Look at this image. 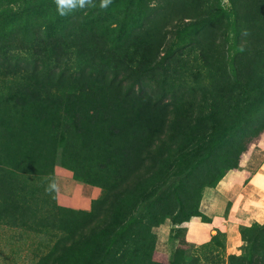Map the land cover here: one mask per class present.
<instances>
[{
  "label": "trees",
  "instance_id": "1",
  "mask_svg": "<svg viewBox=\"0 0 264 264\" xmlns=\"http://www.w3.org/2000/svg\"><path fill=\"white\" fill-rule=\"evenodd\" d=\"M244 2L230 0L228 15L243 16ZM177 18V27H194L192 18ZM223 21L218 18L217 32ZM226 22L224 32L230 28L231 37L223 47L216 43L215 55L218 72L228 81L206 92L205 115L199 111L189 117L177 115L174 99L164 102L141 84L142 77L165 67L170 49L162 56L155 51L139 54L136 47L124 44L117 48L119 53L97 51L93 49L98 41L90 40L87 62L99 67L87 68L81 58H75L73 67L69 50L63 48L68 38H49L45 44L36 35L30 40L0 35V223L40 233L47 219L39 208L54 216L69 209L56 201L44 203L47 178H54L58 161L77 164L91 157L100 170L116 175L125 167L127 174L112 182H84L103 190L93 204L114 197L109 220L88 231L83 225L74 233L60 229L47 251L27 264H199L200 251H216L211 264H264V222L256 221L251 232L240 230L241 254L226 258L215 250L218 233L196 246L186 239L185 227L180 248L191 254L178 257L173 252L167 263L151 255L156 229L167 219L176 225L194 216L205 219L199 208L204 189L237 169L241 155L264 133V36L243 34L244 21H233L232 26L229 17ZM159 86V91H167L163 83ZM173 88V94L191 93L200 85L178 83ZM253 123L258 128L249 133ZM168 169L176 178H190L179 184L183 196L173 197L166 189ZM33 199L41 200L38 209ZM173 230L169 239L177 232ZM136 234L140 246L133 250Z\"/></svg>",
  "mask_w": 264,
  "mask_h": 264
},
{
  "label": "rangeland",
  "instance_id": "2",
  "mask_svg": "<svg viewBox=\"0 0 264 264\" xmlns=\"http://www.w3.org/2000/svg\"><path fill=\"white\" fill-rule=\"evenodd\" d=\"M95 2L97 5L99 4V0H95ZM229 5L230 0H228V4H223V0H113L107 9L87 8L62 17L56 10L55 0H0V35L14 34V37L11 36L12 38H25L26 40H30L36 35L40 41H45V44L50 42L49 38H68L69 42L63 45V48L66 52L69 50L73 67L75 58L76 60L81 58V62L84 61L82 65L87 68L89 66L99 67L98 64L87 62V56L92 48L90 40L98 41L99 46L97 49H93L97 51L109 48L115 49L119 53L117 48L124 44L136 47L139 54L155 51L162 56L166 48L170 49L172 57L166 59L165 67L159 66L152 75L148 74L142 77L141 84L144 91L152 93L155 97L162 96L164 102L174 99L173 101L177 105L175 111L180 117L197 115L199 111L205 115L206 103L203 99L207 98L208 104V93L206 92L228 81L226 75H221L218 72V58L215 55L218 48L216 43H221V47H223L226 37L229 39L231 37L229 25L228 31L224 32L228 18L230 17L231 25L233 21L246 22L241 30L243 34L264 36V0H246L244 2L246 7L241 10L243 16L239 14V19L235 15H228ZM172 10L175 13L170 14L169 12ZM178 13H181L180 16L184 19L192 18L194 27L189 29L177 27V17H180L177 15ZM144 14L147 16L146 19L141 17ZM218 18H224V21L219 25L217 32ZM259 24H262V27ZM27 29H30L28 33ZM22 32H26L24 36H21ZM129 48L131 50L132 47ZM60 51L62 50L60 49ZM81 53H85V55ZM160 83L165 85L166 92L158 90ZM176 83L194 84L198 88L200 85V90L196 89L191 93L180 90L177 94H173L175 90L173 86L177 85ZM137 87L138 85L135 84L136 89ZM176 90H179V87H176ZM257 128L258 123H253L248 132H255ZM135 140L136 138L132 139L133 144ZM242 156L243 154L240 160ZM80 159L77 164V161L69 163V159H67L66 165L60 161L57 162L54 166V178L58 186L64 182L65 173L57 174L56 167L62 171L72 172L73 178L78 182L94 184H99V180L112 182L127 175L125 167L114 175L110 171L97 168L96 160L91 157ZM165 176L166 189L172 193V196L174 197L176 193L183 196V190L179 184L184 181L182 182L184 185L190 178L185 176L182 179L176 178L172 169H168ZM100 192L102 194V188H100ZM54 201L57 202V192L53 195L47 194L44 203L50 206ZM114 201V197L110 196L100 203L95 201L87 209V212L91 211L90 214L82 213L78 208L69 207L68 210H62L54 216L46 208V210L39 208V215L43 213L47 219L43 224L47 228L40 229V233L26 226L0 223V264H27L37 260L51 246L55 233L60 229H63L65 233H74L81 225L85 227L86 231L91 227L103 225L105 221L109 220V210L113 207ZM173 201L171 199V202ZM31 202L35 207H39L41 200L33 199ZM187 222L183 221L176 225L167 219L162 227H171L174 229L173 231L177 230V232L169 239L164 248L167 254L164 260H161L157 254L159 247L158 235L156 236L155 245L151 251L154 260L167 263L173 252L178 257H182L185 253L191 254L190 249L180 248L181 232L187 226ZM236 227L242 244L240 230L251 232L250 229L254 225L253 222L237 223ZM216 233H218L219 243L213 245L215 250L221 251L226 258L229 254H241V244L235 252H228L226 232L222 227H217L214 234ZM134 237V246L131 249L136 250L140 246V234H136ZM259 243L261 240H258L257 244ZM121 248L124 253L125 247L121 246ZM195 249L198 250L197 247ZM214 254L216 251L211 253L200 251L199 264H211Z\"/></svg>",
  "mask_w": 264,
  "mask_h": 264
},
{
  "label": "crops",
  "instance_id": "3",
  "mask_svg": "<svg viewBox=\"0 0 264 264\" xmlns=\"http://www.w3.org/2000/svg\"><path fill=\"white\" fill-rule=\"evenodd\" d=\"M57 174L64 175L57 191L58 204L66 207L89 209L92 200L100 195V187L78 182L72 172L56 167ZM200 211L205 216H194L186 226V239L196 244L210 240L217 227L226 232L228 252L233 253L241 244L236 224L264 221V133L259 140L243 153L240 167L230 169L214 187L203 191ZM171 227L157 230L160 259L167 257V246Z\"/></svg>",
  "mask_w": 264,
  "mask_h": 264
},
{
  "label": "clouds",
  "instance_id": "4",
  "mask_svg": "<svg viewBox=\"0 0 264 264\" xmlns=\"http://www.w3.org/2000/svg\"><path fill=\"white\" fill-rule=\"evenodd\" d=\"M112 2L113 0H99L97 5L95 0H55V5L58 14L63 17L87 8L107 9ZM223 4H228V0H223ZM58 190L59 186L55 178H47L45 191L53 195Z\"/></svg>",
  "mask_w": 264,
  "mask_h": 264
}]
</instances>
